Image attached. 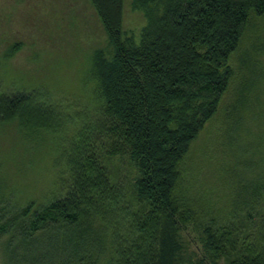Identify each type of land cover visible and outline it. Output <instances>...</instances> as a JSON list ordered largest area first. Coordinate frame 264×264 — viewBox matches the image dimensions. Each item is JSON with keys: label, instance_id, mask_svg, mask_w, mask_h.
Segmentation results:
<instances>
[{"label": "trees", "instance_id": "1", "mask_svg": "<svg viewBox=\"0 0 264 264\" xmlns=\"http://www.w3.org/2000/svg\"><path fill=\"white\" fill-rule=\"evenodd\" d=\"M90 1L113 48L93 56L104 100L99 136L107 160H131L132 200L111 183L88 130L71 178L50 199L15 210L0 204L7 264H264V213L249 215L257 229L244 234L204 228L197 255L183 241L194 212L177 194L181 165L217 114L235 75L231 57L250 18L264 17V0H135V9L148 4L139 41L124 30L125 0ZM55 117L34 94L0 88L2 122L45 125Z\"/></svg>", "mask_w": 264, "mask_h": 264}, {"label": "rangeland", "instance_id": "2", "mask_svg": "<svg viewBox=\"0 0 264 264\" xmlns=\"http://www.w3.org/2000/svg\"><path fill=\"white\" fill-rule=\"evenodd\" d=\"M134 1L125 0L124 30L139 41L148 4L135 9ZM98 50L113 48L90 0H0L1 92L34 94L56 113L45 125L0 120L2 206L15 210L31 201L46 202L60 184L65 186L72 156L88 130L111 183H119L132 200L131 160H107V140L99 136L104 100L93 68ZM230 64L235 75L219 110L181 165L177 194L187 197L195 219L183 241L197 255H202L204 228L229 225L244 234L257 229L249 215L258 219L264 213V17L250 18ZM6 239L0 240V264H7Z\"/></svg>", "mask_w": 264, "mask_h": 264}]
</instances>
